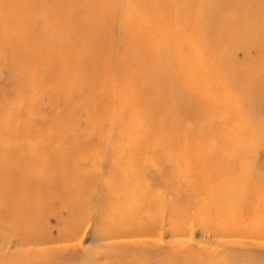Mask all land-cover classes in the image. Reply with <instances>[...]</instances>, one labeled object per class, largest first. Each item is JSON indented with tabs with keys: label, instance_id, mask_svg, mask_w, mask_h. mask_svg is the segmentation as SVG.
I'll return each mask as SVG.
<instances>
[{
	"label": "bare ground",
	"instance_id": "obj_1",
	"mask_svg": "<svg viewBox=\"0 0 264 264\" xmlns=\"http://www.w3.org/2000/svg\"><path fill=\"white\" fill-rule=\"evenodd\" d=\"M122 2L0 0V264H264V0Z\"/></svg>",
	"mask_w": 264,
	"mask_h": 264
},
{
	"label": "rangeland",
	"instance_id": "obj_2",
	"mask_svg": "<svg viewBox=\"0 0 264 264\" xmlns=\"http://www.w3.org/2000/svg\"><path fill=\"white\" fill-rule=\"evenodd\" d=\"M118 1V3L121 1H123V0H117ZM122 3H124V2H122ZM115 33H117L116 32V26H115ZM118 48V47H117ZM237 55V57H240V55H239V53H237L236 54ZM170 88L167 90V95H168V98H167V100H166V107L164 106V109H167L171 114H173V115H177V114H179V112L178 111H176V109L174 108V105L172 104V101H171V96L174 94V89H173V87H172V85L170 84ZM235 97V100L238 102V104H241L242 103V99H243V97H242V93H239V94H236V95H234ZM133 98H137V97H140L138 94H136V95H133L132 96ZM51 108H53V106H51ZM46 113V112H45ZM23 117H21V118H23L22 119V121L23 120H25L26 118H28V117H30L31 115L30 114H28V113H26V114H23L22 115ZM43 117L44 116H49V115H42ZM245 117V116H244ZM250 118H259L257 115L255 116L254 114H251V116H250ZM256 122V121H255ZM113 124V123H112ZM251 130H254V131H256V129H255V127H253V124H249V126H248ZM257 132V131H256ZM201 227L200 226H198V225H195L194 226V233H193V240L197 243V244H200L201 246H206V247H210V249L212 250L213 249V251H216V252H222V253H227V255H237L238 253H237V249H233V248H231V249H229V248H221V246L220 245H218V243H216L215 242V240L213 239V238H215V237H213L212 236V234H210V232H207V231H204V230H201L200 229ZM203 231V232H202ZM89 240H87L86 242H88ZM223 251H225V252H223Z\"/></svg>",
	"mask_w": 264,
	"mask_h": 264
}]
</instances>
